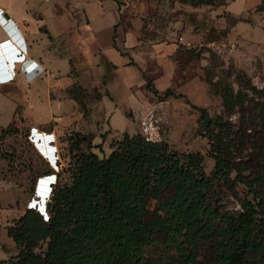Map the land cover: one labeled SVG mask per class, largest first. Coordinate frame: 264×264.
Listing matches in <instances>:
<instances>
[{
	"label": "rangeland",
	"instance_id": "obj_1",
	"mask_svg": "<svg viewBox=\"0 0 264 264\" xmlns=\"http://www.w3.org/2000/svg\"><path fill=\"white\" fill-rule=\"evenodd\" d=\"M52 1L43 0L40 3L50 24L49 6ZM227 2L118 0L117 25L137 43L177 44L169 55V75L162 86L155 77L162 68L159 61L149 58L145 65L140 54H135L151 87L157 90L156 96L145 89V81L136 65H121L129 59L128 53L111 50L107 55L118 65L112 75V66L101 54L95 58L100 62L98 67L91 65L85 55L78 56V51L79 55L82 52L78 50L72 24L67 40L55 41L69 57V73L74 79L67 86L68 97L63 89L54 92L56 95L59 91L57 95L61 96L52 104L53 112L59 114L60 124L54 127L55 122L49 123L43 128L51 131L41 135L15 119L4 131H0V259L11 258L18 250L5 234L6 225L11 224L24 208H33L46 218L53 186L69 182L74 155L77 150L86 148L85 143L79 148H69L71 139L75 137L73 131L88 133L92 144L89 150L98 156L106 155L110 145H113L111 140L120 138L123 133L131 135L139 132V118L145 112H150L156 120L157 140L166 143L170 150L199 153L202 168L207 174L213 165L207 133L214 131L212 121L216 115H221L224 124L236 132L232 141L235 147L226 155L232 161H241L245 165L247 169L244 173L250 186L236 179L224 182L214 178L207 200L221 216L235 215L240 210L242 199L257 200L253 199V192L248 187H252L258 197L264 198V187L253 182L254 173L264 169V120L260 114L252 122L250 120L252 103L257 100L264 104V22L251 24L250 28L247 22L245 27L240 25V29L244 28L242 34L247 41L235 38L230 28L233 18L225 7ZM260 6L264 11V0H261ZM261 18L264 19V14ZM237 31L240 33L239 29ZM55 62L60 70L67 68L63 58ZM222 87H231L233 91L247 90L250 103L246 98L243 111L234 107L231 113H227L220 97ZM166 89L172 94L163 96ZM176 93L181 96L174 97ZM72 96L79 99L82 106ZM40 114L30 112L29 115L37 117ZM205 116L207 120L203 125L201 121ZM68 121L72 123L62 124ZM233 175L234 172H231L230 176ZM169 192V188L154 191L145 199L146 209L152 211ZM224 219L216 220L214 233L201 235L191 244H185L181 252L165 243L160 230L156 234L157 239L145 245L144 259L150 264H216L215 255L222 242ZM43 247L42 243L35 250Z\"/></svg>",
	"mask_w": 264,
	"mask_h": 264
},
{
	"label": "trees",
	"instance_id": "obj_2",
	"mask_svg": "<svg viewBox=\"0 0 264 264\" xmlns=\"http://www.w3.org/2000/svg\"><path fill=\"white\" fill-rule=\"evenodd\" d=\"M260 2L255 9L263 11ZM113 46L127 54L114 42ZM128 58V64L136 65ZM136 67L145 89L156 96L157 90L151 87L143 70ZM170 93L166 89L163 96ZM247 96L245 89H220L227 113L234 107L243 111L244 101L248 99L250 103ZM74 99L82 106L79 99ZM259 102L254 101L249 109L251 122L257 114L264 120V104ZM212 122L215 129L207 133L213 159L209 174L202 168L199 153L170 150L166 143L146 140L140 132L123 133L110 141L113 145L106 155L98 156L89 150L92 144L88 133L73 131L75 137L69 148H79L82 143L86 148L76 151L69 182L53 186L46 218L33 208H24L6 225L5 234L18 250L13 257L0 259V264H150L144 259V247L157 239L160 230L165 243L181 252L185 244L214 233L216 220L224 218L215 263L264 264V198L248 187L257 200L242 199L235 215L221 216L207 200L214 178L224 182L236 179L250 186L245 165L226 155L235 147L232 141L236 132L224 124L221 115ZM253 182L264 187V169L254 173ZM164 188L170 192L148 211L145 199ZM42 243L44 247L36 251Z\"/></svg>",
	"mask_w": 264,
	"mask_h": 264
},
{
	"label": "crops",
	"instance_id": "obj_3",
	"mask_svg": "<svg viewBox=\"0 0 264 264\" xmlns=\"http://www.w3.org/2000/svg\"><path fill=\"white\" fill-rule=\"evenodd\" d=\"M42 1L0 0V8L11 17L15 26L14 30H9L0 24V128L6 127L16 119L25 127L42 135L51 131L43 128L49 123L55 122L54 127L60 124L59 114L53 112L52 104L54 99L57 100L61 96L57 95L59 91L56 95L54 92L63 89L68 97L67 90L74 79L69 73V57L65 56L61 50L63 47L61 48L55 41L63 38L67 40L71 24L78 40V50L82 52L79 55L78 51V56L85 55L91 65L95 67L100 65L95 58L101 54L105 57L106 63L112 66L110 69L112 75L115 74L118 65L107 58L111 50L118 52L113 46L115 41L136 65H138L136 53L140 54L145 65L148 64L149 58H156L162 68L159 66L161 69L155 77L161 86L165 85V78L169 75V55L177 44L137 43L117 25L120 10L118 0H53L49 6L52 24L46 21L40 4ZM258 2L259 0H228L226 3L227 13L233 18L230 28L232 27L231 31L235 38L247 41L242 34L244 28L240 29V25L245 27L244 23L247 22L250 28L251 24L264 22L261 18L264 11L255 9ZM247 34L249 35V32ZM18 40L23 45L21 51L18 49ZM59 58L66 60L67 68L64 70H60L55 62ZM30 60L35 61L43 70L27 77L22 71V65ZM127 60L121 65L135 66L128 64ZM109 96L113 98L110 92ZM30 112L41 114L30 117ZM106 116L108 117V114ZM72 121L61 123L69 125ZM39 181L42 183V180Z\"/></svg>",
	"mask_w": 264,
	"mask_h": 264
},
{
	"label": "built area",
	"instance_id": "obj_4",
	"mask_svg": "<svg viewBox=\"0 0 264 264\" xmlns=\"http://www.w3.org/2000/svg\"><path fill=\"white\" fill-rule=\"evenodd\" d=\"M0 24L3 28L14 30L15 26L11 21V17L9 15H4L3 9L0 8ZM18 49L21 51L23 49V45L20 40L17 42ZM35 61H28L26 64L22 65V71L26 74L27 77H31L37 71H42L43 68L39 67ZM139 132L146 139L151 141H156L158 136V125L156 120L153 118L150 112H145L139 118Z\"/></svg>",
	"mask_w": 264,
	"mask_h": 264
},
{
	"label": "water",
	"instance_id": "obj_5",
	"mask_svg": "<svg viewBox=\"0 0 264 264\" xmlns=\"http://www.w3.org/2000/svg\"><path fill=\"white\" fill-rule=\"evenodd\" d=\"M4 15H7V14H6V13H4ZM206 120H207V116H205V117L202 119L201 123L204 125V124H205V122H206ZM47 205H48V202H47Z\"/></svg>",
	"mask_w": 264,
	"mask_h": 264
}]
</instances>
